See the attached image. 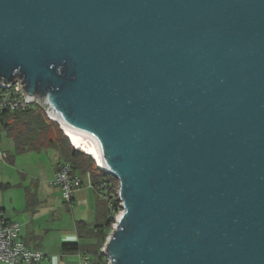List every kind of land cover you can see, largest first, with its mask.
I'll use <instances>...</instances> for the list:
<instances>
[{"label": "water", "instance_id": "obj_1", "mask_svg": "<svg viewBox=\"0 0 264 264\" xmlns=\"http://www.w3.org/2000/svg\"><path fill=\"white\" fill-rule=\"evenodd\" d=\"M15 82L117 179L107 264H264V0H0Z\"/></svg>", "mask_w": 264, "mask_h": 264}, {"label": "crops", "instance_id": "obj_2", "mask_svg": "<svg viewBox=\"0 0 264 264\" xmlns=\"http://www.w3.org/2000/svg\"><path fill=\"white\" fill-rule=\"evenodd\" d=\"M39 146L59 150L49 156L51 167L49 165L43 173L37 174V178L27 177L25 172L14 169L11 165L16 158L0 153V217L18 222L19 237L24 244L43 253L42 259L32 264H80L85 256L91 264L87 254L63 253L60 246L64 242H94L78 235L76 222L81 220L92 227L97 219L98 192L91 185L88 172H76L81 186L71 203H65L60 188L51 185L50 181L58 167L69 161L58 144Z\"/></svg>", "mask_w": 264, "mask_h": 264}, {"label": "trees", "instance_id": "obj_3", "mask_svg": "<svg viewBox=\"0 0 264 264\" xmlns=\"http://www.w3.org/2000/svg\"><path fill=\"white\" fill-rule=\"evenodd\" d=\"M51 121L44 111L36 104H32L24 111L5 113L3 118V130L11 137L18 151H23L29 146L42 145L45 143L58 144L64 157L69 161L72 175L76 172L80 174L89 173L91 185L100 192V183H108L104 187L105 193H112V207L115 214L118 212L119 203L117 199V179L98 168L91 156L82 151L74 149L68 138L58 128V136L44 141L43 136L48 131ZM55 124V123H54ZM57 126V124H55ZM111 208L108 207L107 200L98 195L97 219L92 225H88L81 220L76 222V229L81 238L93 239L90 243L64 242L60 246L63 253H83L90 256L91 264H107L106 257L101 253L103 244L108 236L114 222V215H110Z\"/></svg>", "mask_w": 264, "mask_h": 264}, {"label": "built area", "instance_id": "obj_4", "mask_svg": "<svg viewBox=\"0 0 264 264\" xmlns=\"http://www.w3.org/2000/svg\"><path fill=\"white\" fill-rule=\"evenodd\" d=\"M16 86V82L8 87L0 86V133L3 131V118L5 113L24 111L32 104L37 105L35 101H25V98L21 95V92L16 90ZM45 115L47 116L46 113ZM47 118L50 119V117ZM70 144L73 147L71 142ZM85 154L91 156L86 152ZM91 158L94 160L97 166L95 159L92 156ZM70 171V165L68 163H62L50 181L51 185L58 186L60 188L63 200L67 204L71 203L75 191L81 186L82 183L80 177L77 175H72ZM107 185H111V183L108 182L99 184V189H101V191L98 192V195L102 199L107 200L108 207L111 208L110 215H114L115 219V216L121 210L120 202L118 201L120 210L113 214L114 210L111 203L112 193L109 195L104 194L105 191H107L104 187H107ZM19 230L20 224L18 222L7 221L0 217V262L4 264H32L34 262L40 261L43 257V253L39 249H31L27 247L19 237ZM80 264H90L88 257L85 256Z\"/></svg>", "mask_w": 264, "mask_h": 264}, {"label": "rangeland", "instance_id": "obj_5", "mask_svg": "<svg viewBox=\"0 0 264 264\" xmlns=\"http://www.w3.org/2000/svg\"><path fill=\"white\" fill-rule=\"evenodd\" d=\"M50 121L52 124H50L48 131L43 136L44 141L49 138H56L59 134V125L52 120ZM54 123L57 124V126ZM61 132L64 134L63 130H61ZM57 150L59 149H55V147L47 148L34 145L27 147L23 151H18L15 148L13 139L4 131L0 133V153H2V155L9 154V156H14L16 161L11 166L14 169L25 172L27 177L33 176L34 178H37V174H41L45 171V169H48L50 165L49 156L53 155V153H55L54 151Z\"/></svg>", "mask_w": 264, "mask_h": 264}, {"label": "clouds", "instance_id": "obj_6", "mask_svg": "<svg viewBox=\"0 0 264 264\" xmlns=\"http://www.w3.org/2000/svg\"><path fill=\"white\" fill-rule=\"evenodd\" d=\"M67 136V135H66ZM68 137V136H67ZM68 139H69V137H68Z\"/></svg>", "mask_w": 264, "mask_h": 264}, {"label": "bare ground", "instance_id": "obj_7", "mask_svg": "<svg viewBox=\"0 0 264 264\" xmlns=\"http://www.w3.org/2000/svg\"><path fill=\"white\" fill-rule=\"evenodd\" d=\"M63 130V129H62ZM96 161V160H95Z\"/></svg>", "mask_w": 264, "mask_h": 264}]
</instances>
